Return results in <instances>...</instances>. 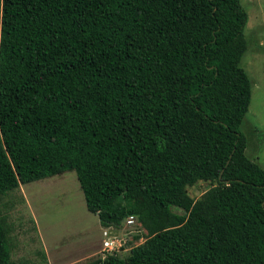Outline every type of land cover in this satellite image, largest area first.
Wrapping results in <instances>:
<instances>
[{"label":"trees","instance_id":"trees-1","mask_svg":"<svg viewBox=\"0 0 264 264\" xmlns=\"http://www.w3.org/2000/svg\"><path fill=\"white\" fill-rule=\"evenodd\" d=\"M248 20L241 0H0V196L75 170L103 228L140 220L129 255L85 264H264ZM8 235L0 217V264Z\"/></svg>","mask_w":264,"mask_h":264},{"label":"rangeland","instance_id":"rangeland-1","mask_svg":"<svg viewBox=\"0 0 264 264\" xmlns=\"http://www.w3.org/2000/svg\"><path fill=\"white\" fill-rule=\"evenodd\" d=\"M241 3L249 15L244 29L248 48L241 65L251 80L252 98L239 130L247 139V156L264 168V0ZM210 187L209 181H200L188 191L196 199ZM0 217L9 229L14 264H85L103 257L102 225L87 208L75 170L1 195ZM141 230L139 243L146 239V229Z\"/></svg>","mask_w":264,"mask_h":264},{"label":"built area","instance_id":"built-area-1","mask_svg":"<svg viewBox=\"0 0 264 264\" xmlns=\"http://www.w3.org/2000/svg\"><path fill=\"white\" fill-rule=\"evenodd\" d=\"M141 228L143 225L135 215L128 216L119 228H103L101 250L103 257L113 253L126 252L139 244V240H143V237L140 236L138 240H135V237L142 233ZM133 241L134 243H132Z\"/></svg>","mask_w":264,"mask_h":264},{"label":"crops","instance_id":"crops-1","mask_svg":"<svg viewBox=\"0 0 264 264\" xmlns=\"http://www.w3.org/2000/svg\"><path fill=\"white\" fill-rule=\"evenodd\" d=\"M102 229H103V227H102ZM99 243H100V242H99ZM100 245H101V248H102V240H101V244H100Z\"/></svg>","mask_w":264,"mask_h":264}]
</instances>
